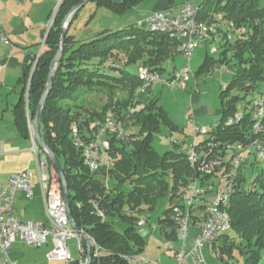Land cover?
Instances as JSON below:
<instances>
[{"label":"trees","instance_id":"16d2710c","mask_svg":"<svg viewBox=\"0 0 264 264\" xmlns=\"http://www.w3.org/2000/svg\"><path fill=\"white\" fill-rule=\"evenodd\" d=\"M78 1H63L54 15L31 78L29 68L21 81L23 88L20 101L15 105V120L25 137H31L30 122L47 87L51 61L60 47L62 22ZM89 1L121 12L142 0ZM199 5L200 20L212 22L214 15L221 13L227 20L245 27V32L235 33L232 40L223 37L220 58L215 60L207 56L195 73L197 77L199 72L217 62L223 65L233 60L238 66L232 81L220 92L221 118L212 128L210 137L199 143L220 144L219 148H222L231 142H247L254 137L251 106L264 92L260 91V96L246 101L243 113H238L237 104L264 84V7L260 0H203ZM179 47L180 42L169 33L135 24L103 32L90 40H79L67 31L53 86L39 118V132L63 165L75 221L100 247L99 255L95 256L92 245L90 264H129L126 257L141 254L146 242L137 231L138 214L144 211L145 204L152 208L163 196L169 197V205L159 218L164 238L178 240L172 210L195 170L188 160V152L177 148L178 142L174 143V149L163 154L156 151L153 142L162 125L168 124L172 129L178 127L157 98L137 108L138 89L144 83L138 73H131L124 67L137 64L138 70L140 65H146L160 74L166 70L165 61L181 53ZM230 50L233 52L231 57L228 55ZM91 90L105 96L100 108L77 103L80 96ZM108 112L115 114L131 138L123 140L115 135L108 136L109 169L98 172L86 163L84 150L75 145L73 128L77 127L80 138L87 143L96 137L97 122ZM237 115L241 118L227 124ZM262 135L264 137V133ZM257 162L259 160L254 159L252 165ZM108 176L114 179L113 186L106 183ZM246 181L244 171L240 170L231 194V230L237 236L232 237L227 232L213 244L223 264H264V166L255 178L253 189L246 187ZM126 184L131 186L129 191L123 189ZM113 217L129 223L123 232L115 229ZM83 248L85 257V240ZM237 250L242 262L235 259Z\"/></svg>","mask_w":264,"mask_h":264},{"label":"built area","instance_id":"2783aa9c","mask_svg":"<svg viewBox=\"0 0 264 264\" xmlns=\"http://www.w3.org/2000/svg\"><path fill=\"white\" fill-rule=\"evenodd\" d=\"M200 11L201 6L198 3L187 1L178 14H172L169 9L160 10L147 16L140 24L152 30L167 32L175 37L180 42L179 50L190 60L194 50L201 43L215 40L221 30L228 32L231 28L221 19L216 21H220L222 29L215 21L209 23L200 20ZM230 37H232L231 34ZM0 41L10 43V38L1 28ZM213 51H217V48H213ZM223 68L227 69V66ZM137 73L146 86L156 79H161L157 72H153L146 65H140ZM191 74L192 69L188 64L182 69L174 70L165 82L173 87H185L191 80ZM196 91H198L197 87ZM251 108L254 111L252 124L254 137L249 141L231 142L222 148H219L220 144L207 146L193 143L187 149L188 160L195 170V175L190 178L180 201L174 205L172 214L179 238L186 236L192 223L200 224L201 231L196 241L197 247L205 243L213 245L221 234L231 230L229 213L231 194L238 174L248 160L246 155H253L254 159L264 161V137L262 135L264 133V94L253 102ZM240 118L237 115L227 121V124ZM97 125L99 131L96 137L87 143L80 138L77 127H74V143L84 150L85 161L91 169L98 172L104 169L106 172L109 169V161L103 162L100 156L107 155L110 147L108 136L115 135L123 140H129L131 136L113 112H108L102 121L97 122ZM204 131H208L207 127H196L197 134ZM32 149L36 160L35 171L23 170L13 173L7 182L0 181V264H16L9 253L17 240L24 241L33 247H40L51 242L53 247L47 253V258L73 264L77 260L74 259L67 243L72 237L77 239L81 254L78 263L85 264L84 238L74 229L69 218L60 177L48 156L34 140ZM35 176L38 177L42 189L47 221L26 220L14 211L13 205L18 190L25 191L27 197L32 198V181ZM144 224L146 220L143 218L138 219L136 223L139 227ZM89 239L95 246V256H98L100 247L93 238L89 237ZM164 246L168 252L176 253L173 241H165ZM126 258L129 263L139 261L150 264L160 263V261L144 259L139 255ZM181 259V256L176 255L175 264H180Z\"/></svg>","mask_w":264,"mask_h":264},{"label":"rangeland","instance_id":"374dc122","mask_svg":"<svg viewBox=\"0 0 264 264\" xmlns=\"http://www.w3.org/2000/svg\"><path fill=\"white\" fill-rule=\"evenodd\" d=\"M183 0H177L176 6H180ZM203 0H196V2H202ZM260 4L264 7V0H260ZM80 17L85 20V23L91 21L88 27H84L79 31L80 36L83 40H90L93 37L98 36L102 32H108L110 30H117L124 28L131 24L142 26L139 23L140 9L132 7L128 10L116 12L106 6H97L94 1H88L81 9ZM221 19L222 22H226L230 25V30L220 31L215 40L201 43L193 52L191 59L189 60L182 53L176 55L174 58H169L165 61L164 65L166 70L161 72L159 76L161 79L154 80L150 85H142L138 89L137 108H142L151 99L157 98L159 103L163 106L167 112L169 118L178 128L172 129L170 125L164 124L161 130L156 133L154 138V148L160 154H163L167 150L175 148V142H178V149L180 151H186L188 145L194 143L195 140L201 142L206 138L210 137L212 128L215 127L217 121L222 116V101L220 99L221 90L228 85L237 73L238 66L234 65L232 60L229 64H220V62L213 63L209 68L203 69L199 72L198 76L195 73L200 70L201 65L204 63L206 57H213L215 60L220 58L223 51L222 43L224 38L232 40L236 35L235 33L242 34L245 32V27L238 26L234 21L227 20L223 14L217 13L214 15L213 21L219 26ZM209 22V23H212ZM146 28V27H145ZM235 29V30H234ZM235 31V32H234ZM221 33V34H220ZM230 34L232 37H230ZM86 36V37H85ZM84 37L86 39H84ZM224 37V38H223ZM213 48H217V51H213ZM233 54L232 50L229 51V57ZM109 64V63H108ZM190 64L192 69L191 80L186 84L185 87H173L165 82V79L170 77V74L176 69H182ZM227 66V69L223 67ZM127 71L137 74V64H128L124 67ZM196 87L198 91H196ZM260 91L264 92V84H261L254 93L247 95L244 101H240L237 104L238 113L245 111V102L251 100L254 97L260 96ZM105 102V96L94 91L87 92L80 96L77 103L84 104L88 107L100 108L101 104ZM196 127H207L208 131L200 132L196 134ZM132 131H136L133 130ZM247 162L242 166L247 181L246 187L249 189L254 188V181L259 174L261 168L264 166V161H259L252 165L254 160L253 155H246ZM106 155H101L100 160H105ZM216 180L215 178H213ZM114 179L109 176L106 177V183L113 186ZM125 191H129L131 186L126 184L123 188ZM169 205V197L163 196L154 207L150 208L147 204L144 205V212L138 214L146 220L144 228L149 229V233L144 235L145 239V251H148L152 256H158L157 259L148 257L151 261H159L160 264L167 262L165 253V241H169L161 235V227L159 224V218L163 215L165 209ZM111 219V218H110ZM114 227L116 230L123 232L128 226V222L121 219L120 217H113ZM142 230V227H138V232ZM230 236H237L234 231H228ZM239 242V239H237ZM70 247L71 253L74 259H80V251L78 248L77 239L72 237L67 241ZM158 243V244H157ZM208 251L205 255V262L211 264H223V261L219 258L218 254L212 253V244L207 243ZM148 249V250H147ZM11 253L14 251L13 256L18 254L20 257V264H56L55 261H50L45 258V252L48 250L47 246H43L38 249H33L30 246L20 243L14 245L13 249H10ZM37 250V251H36ZM143 250V251H144ZM38 252V254H34ZM167 252V251H166ZM140 256V255H139ZM235 259H239L242 262V257L239 256L238 250L235 252ZM202 260L204 261L203 257ZM163 262V263H162ZM137 263V262H136ZM130 264H135L131 262ZM150 264V263H147ZM159 264V263H158Z\"/></svg>","mask_w":264,"mask_h":264},{"label":"crops","instance_id":"0c3cea01","mask_svg":"<svg viewBox=\"0 0 264 264\" xmlns=\"http://www.w3.org/2000/svg\"><path fill=\"white\" fill-rule=\"evenodd\" d=\"M63 1L64 0H0V28L10 38L9 44L0 41L1 182H7L13 173L23 170L35 171L36 169L35 153L32 149L33 140L32 137H25L20 132L15 120V105L21 98L23 88L21 81L29 68H31V72L33 71L35 62L44 47L45 39L48 30L51 28L54 15ZM187 1L199 4L196 0H183L180 6L175 7L177 0H142L134 7L140 9V16L138 18L140 23L150 14L160 10L169 9L172 14H178ZM80 11L78 16L68 27V30L75 38L83 40L79 31H81L83 25L85 28L88 27L91 21L86 22L88 23L86 24L85 20L80 17ZM85 37L84 39H86ZM194 143L199 142L195 140ZM189 146L190 145H188V147ZM102 161L105 163L108 162V156L106 155V159ZM32 190V198H28L26 192L23 190H18L16 192L13 205L14 211L17 215L26 220L47 221L45 201L37 176L33 178ZM143 212L144 211L140 212V214ZM140 218L142 217L139 216V219ZM144 226L145 224L141 226L142 230L139 232L143 237L149 233V229L144 228ZM138 227L139 226H137V231ZM160 227L161 235L165 237L161 224ZM200 231V224L192 223L184 238L178 237L177 241H173L176 253L173 254L167 250V252L165 251L166 254L164 256L167 257V262H165V264H175L176 255L182 257L180 264H211L208 262L206 263L204 258L209 248L207 243L203 246H196ZM20 243H24L33 249H38L46 245L48 250L45 252V258L50 260L47 258V253L53 247L51 242L40 247H33L24 241L17 240L11 249L14 248V245ZM211 252L215 253L213 245ZM13 253L14 251H12V253L10 252L9 256L16 261V264H20V259H18L20 256L16 254V252L13 256ZM34 254L37 255L38 252H34ZM139 255L147 260H149L148 257H152L153 259H157L158 257L152 256L145 250ZM80 259H77V261ZM158 260L161 263V258H158ZM50 261H55L56 264H65L62 260ZM135 264L147 263L139 261Z\"/></svg>","mask_w":264,"mask_h":264},{"label":"water","instance_id":"95a60500","mask_svg":"<svg viewBox=\"0 0 264 264\" xmlns=\"http://www.w3.org/2000/svg\"><path fill=\"white\" fill-rule=\"evenodd\" d=\"M87 1H89V0H79L77 2V4L72 6V8L68 11V13L64 17V20L62 22L60 47H59L58 51L56 52L55 56L53 57V59L51 61L50 71H49V75H48V84H47V87L45 88L44 92L42 93L41 98L37 104L36 114L30 122V130H31V135H32L33 140L38 144V146L41 148V150L48 156L49 160L51 161L52 165L54 166V168L56 169V171L60 177L69 218L71 219V222H72L74 229L84 238V240L87 244V253H86L85 264H90L92 244L90 242L89 236L78 226L77 222L75 221V219L72 215V210H71V205H70L69 187H68L67 180H66V177L64 174L63 165H62L59 157L57 156V154L44 141V139L41 137V134L39 132V118H40L41 112L43 110L45 100L48 97V94H49V92L53 86V79L55 76V68H56L57 63L63 54V51H64L65 36L67 34L69 24H70V22L74 16V14ZM115 1L117 3H120V0H115ZM48 32H49V30H48ZM36 63H37V61L35 62V65H36ZM32 72H31V76H32Z\"/></svg>","mask_w":264,"mask_h":264}]
</instances>
